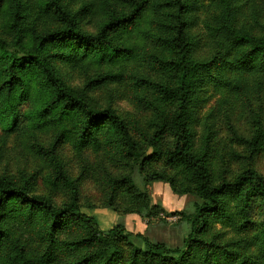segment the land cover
Instances as JSON below:
<instances>
[{
	"label": "rangeland",
	"instance_id": "obj_1",
	"mask_svg": "<svg viewBox=\"0 0 264 264\" xmlns=\"http://www.w3.org/2000/svg\"><path fill=\"white\" fill-rule=\"evenodd\" d=\"M46 1L0 0V36L14 42L12 23L16 12L22 18L24 47L36 44L35 35L64 29V22L44 10ZM192 1L190 17L195 22L191 33L202 42L195 59L211 62V76L203 77L194 103L192 153L200 155L207 145L206 160L214 184L233 181L247 171L264 176V73L236 64L238 50L224 51L220 40L207 35L206 24L213 25L219 16L214 0ZM62 4L75 17L77 28L89 35H97L114 16L128 15L133 10L132 0H62ZM232 7L237 30L256 38L264 36V0H232ZM160 18V13L148 5L141 18L125 31L110 32V42L128 51L114 59H101L90 49L72 61L58 58L52 64L67 87L93 109L114 110L128 126L143 159L150 162L135 166L120 135L108 124L97 127L80 145L83 119L78 111L64 121L65 133L54 125L33 128V120L27 115L44 101L33 82L29 98L19 104L17 128L7 133L5 122L0 121V179L24 186L32 195L45 197L58 206L70 203L72 182L82 213L94 218L104 232L119 227L134 237L140 235L151 243L177 249L183 248L191 232L189 221L202 200L194 191L182 195L167 183L146 186L144 182L143 172L174 177L180 191L186 176L166 160L175 144L172 126L178 104L162 102L164 92L160 88L177 87L178 75L176 70L167 73L161 69L160 61L173 62L178 57L162 47ZM3 81L0 75V85ZM159 128L164 129V135L157 154H153L149 141ZM126 178L137 191L120 182ZM137 192L150 197L156 218L145 214ZM247 199L245 212L235 196L225 199L227 210L242 227L215 224L204 240L226 252L250 257L248 264H264L256 256L255 245L264 224V199L253 192ZM1 228L4 239L0 243V264H24L14 259L15 246L33 261L43 254L49 222L40 210L12 203L4 209ZM91 239L88 228L65 224L55 234V257L47 264H99L97 253L101 247ZM117 245L122 255L114 264H130L133 245L144 249L139 237L131 242L121 240ZM190 264L202 262L194 256Z\"/></svg>",
	"mask_w": 264,
	"mask_h": 264
},
{
	"label": "trees",
	"instance_id": "obj_2",
	"mask_svg": "<svg viewBox=\"0 0 264 264\" xmlns=\"http://www.w3.org/2000/svg\"><path fill=\"white\" fill-rule=\"evenodd\" d=\"M133 10L121 17L114 16L106 22L97 35H89L77 28L75 17L63 6L62 0H47L43 4L46 11L53 12L66 27L62 30L35 35L36 44L33 47L22 45L23 29L21 17L16 12L12 23L15 33L14 42H8L0 36V75L4 81L0 85V121L5 122V132H13L20 121L19 104L26 101L35 82L38 93L44 95L41 106L27 117L33 120V128L54 125L65 133L64 121L75 111L81 113L83 123L80 131V145L92 136L97 127L111 125L120 135L127 152L133 158L135 166H144L150 160L143 159L142 151L134 141L130 130L123 119L112 109L95 110L79 95L74 94L53 69V60L72 61L80 54H86L93 49L101 59H114L128 52L114 46L108 36L110 32L125 31L142 16L148 5L160 13L159 28L162 36V47L166 51L177 54L178 60L160 61L161 69L165 72L177 71L178 85L175 88L164 86L162 102L175 101L178 104L173 134L175 144L166 155L167 163L175 171L186 174L181 190H177V180L174 177L144 173V182L150 186L164 182L178 194H189L194 191L202 200L195 206V214L189 221L191 232L185 239L183 248L170 249L165 244H154L140 235L144 249L133 245L130 264H190L196 256L202 264H248L250 257H242L239 253L226 252L225 249L214 247L204 238L215 224H230L240 228L226 207L227 196H235L239 206L245 212L248 206V193L253 192L264 199V176L253 171L242 173L233 181L212 183L209 164L206 160L208 147L205 144L200 155L192 153L193 147V109L197 94L200 91L202 79L211 74V62L196 61L195 54L201 49L202 42L193 36L194 20L190 17L194 7L192 0H132ZM219 9V16L213 25L206 24L207 35L214 40H220L222 49L236 48V64L258 70L264 73V36L253 37L248 33L237 30L232 19V0H214ZM240 49V50H239ZM59 52L53 54L52 52ZM211 75H209L210 77ZM204 77V78H203ZM61 133V134H62ZM164 135V129L159 128L149 141L150 148L157 154V147ZM138 164V165H137ZM129 189L137 191L130 178L120 181ZM188 184V188L185 187ZM186 184V185H185ZM185 185V186H184ZM72 199L70 203L58 206L51 200L32 195L24 186H17L9 181L0 179V243L4 239L1 219L4 209L19 203L38 209L45 214L49 222L46 245L43 254L36 261L27 259L15 246V260L24 264H47L55 257V234L67 223H75L88 228L92 239L101 247L97 256L99 264H114L121 259V251L117 243L121 240L131 242L136 238L122 228L116 227L104 232L98 222L81 211L77 200L75 184L70 182ZM141 206L148 218H156V207L152 205L146 193H138ZM249 224V221H246ZM83 243V242H82ZM257 254L264 260V224L255 240ZM225 251V252H224ZM262 258V259H261ZM77 264H84L80 261ZM253 264H258L254 263Z\"/></svg>",
	"mask_w": 264,
	"mask_h": 264
}]
</instances>
